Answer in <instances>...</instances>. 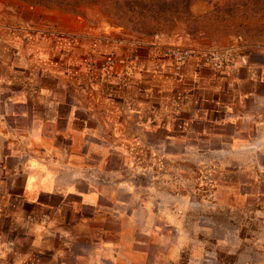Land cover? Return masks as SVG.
<instances>
[{"label": "rangeland", "instance_id": "374dc122", "mask_svg": "<svg viewBox=\"0 0 264 264\" xmlns=\"http://www.w3.org/2000/svg\"><path fill=\"white\" fill-rule=\"evenodd\" d=\"M16 1L116 31L17 29L21 71L1 84L16 95L0 105V264H264L261 0H193L197 19L150 36L99 6ZM174 46L228 64L175 72L158 52ZM139 47L156 50L155 73Z\"/></svg>", "mask_w": 264, "mask_h": 264}, {"label": "crops", "instance_id": "0c3cea01", "mask_svg": "<svg viewBox=\"0 0 264 264\" xmlns=\"http://www.w3.org/2000/svg\"><path fill=\"white\" fill-rule=\"evenodd\" d=\"M46 26H56L68 33L75 35H86L88 37H92V39H97L98 37L106 34L107 28L111 30L110 32L116 31V29H112L103 23H92L80 15H64L60 12L42 10L35 7L22 5L16 0H0V105L2 104L3 107L5 104H8V106L10 105L9 108L11 107V98L15 97L16 93L10 89H5L1 84H3L5 79H11V73L15 74L21 71L17 69V66H14V64H17V55L20 54V51H17L19 39L17 34L20 35V33L17 32V29L22 31L24 30L22 27ZM23 33L25 34V32ZM6 34L7 36L4 38V35ZM102 39L105 38L103 37ZM136 52L137 55L135 56V61L138 66L152 64L154 62L153 56L157 55L156 50L152 48L139 47L136 49ZM28 55L30 56V54ZM24 59H26L25 56ZM28 61H30L29 58ZM124 62L126 63L127 61ZM157 62L158 61H155V63ZM152 66L155 73L157 70V64L155 66L152 64ZM123 70L117 68L116 73L123 76L125 74ZM4 72L5 75L3 74ZM13 102H15V99H13ZM128 109L129 110L126 112L127 115H139V112L133 111L130 108ZM89 111L90 113H93L91 109ZM138 126H140V124ZM31 174L32 171L28 173V176L31 177ZM38 175L41 176V178L44 176L43 172H38Z\"/></svg>", "mask_w": 264, "mask_h": 264}, {"label": "trees", "instance_id": "16d2710c", "mask_svg": "<svg viewBox=\"0 0 264 264\" xmlns=\"http://www.w3.org/2000/svg\"><path fill=\"white\" fill-rule=\"evenodd\" d=\"M31 6L51 9L76 10L81 6H99L117 26L150 36L165 29H175L179 24L194 21L190 6L193 0H21ZM249 1V0H248ZM259 11L264 12V0ZM251 11L246 6L243 15ZM255 12V11H254ZM232 14L231 11L227 12Z\"/></svg>", "mask_w": 264, "mask_h": 264}, {"label": "built area", "instance_id": "2783aa9c", "mask_svg": "<svg viewBox=\"0 0 264 264\" xmlns=\"http://www.w3.org/2000/svg\"><path fill=\"white\" fill-rule=\"evenodd\" d=\"M158 52L170 62L175 72L179 71L189 61L197 60L217 71L224 70L228 64L226 55L221 51L200 52L186 47L174 46L159 48ZM114 64L115 60L107 57L103 60L101 67L104 71H112L115 69ZM87 67H90V65Z\"/></svg>", "mask_w": 264, "mask_h": 264}]
</instances>
